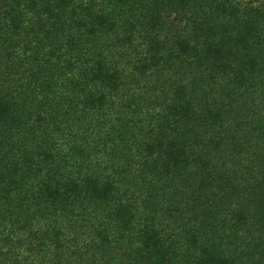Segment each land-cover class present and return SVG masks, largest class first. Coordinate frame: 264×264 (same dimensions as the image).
<instances>
[{
    "label": "trees",
    "instance_id": "obj_1",
    "mask_svg": "<svg viewBox=\"0 0 264 264\" xmlns=\"http://www.w3.org/2000/svg\"><path fill=\"white\" fill-rule=\"evenodd\" d=\"M0 264H264V0H0Z\"/></svg>",
    "mask_w": 264,
    "mask_h": 264
}]
</instances>
